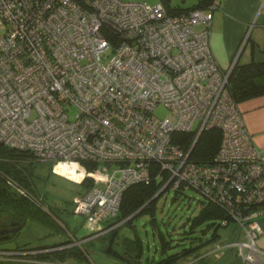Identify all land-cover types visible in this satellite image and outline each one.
Here are the masks:
<instances>
[{"label":"built area","instance_id":"1","mask_svg":"<svg viewBox=\"0 0 264 264\" xmlns=\"http://www.w3.org/2000/svg\"><path fill=\"white\" fill-rule=\"evenodd\" d=\"M218 7L171 14L135 0H0V143L85 182L73 198L84 235L106 230L130 185L156 179L222 207L243 233L228 246L254 260L264 153L228 87L234 60L224 67L211 51ZM195 123L196 135L221 131L209 163L190 159L176 138ZM60 248H0V264H66L47 256Z\"/></svg>","mask_w":264,"mask_h":264},{"label":"trees","instance_id":"2","mask_svg":"<svg viewBox=\"0 0 264 264\" xmlns=\"http://www.w3.org/2000/svg\"><path fill=\"white\" fill-rule=\"evenodd\" d=\"M161 2L169 13L178 14L202 6L208 3L209 0H201V3L190 8L172 5L169 0H161ZM228 87L232 97L238 104L243 100L263 95L264 62H257L253 60V58H250L247 62H239L236 60L228 76ZM195 135L196 131L190 133L180 132L176 134V138L180 144L183 145V148L187 150L191 146ZM220 141L221 131L218 128L204 129L190 154V159L195 162L209 163L216 155L220 146ZM33 161L34 159L29 152L16 150L0 143V176L3 178L11 177L16 183L28 190L30 189L32 180L26 167L22 165L23 163L31 164ZM163 184L164 182L162 181L152 179L149 183L132 184L123 192L117 216L108 223H105L106 229L109 230H107V234L105 235L108 239V247L106 248L107 254L110 256L112 255L114 259L124 264H179L180 261L188 257H193V260H197L199 264H214L211 260H208V254L206 252L201 253V250L203 247L216 240H222V237H225L226 241L223 240V242L227 247L222 253L219 261L222 259L224 260V264H230L237 256L236 249L232 246H228L230 242H233L230 240V232L235 229V223L222 207L203 198L198 200L200 204L198 213L191 219H188L189 229L177 233L179 235L182 233L183 236L181 238H176V240L186 239L188 238L187 234L196 230H201V234L205 236L203 237L200 235V237H193L194 239L190 238L189 245L180 249L175 248L180 245L179 242L174 243L175 239L171 238V234L165 233L158 227L156 218V202L161 195L167 192V189H165V191L163 189L158 196L150 200L161 190ZM180 193L181 192L178 191L175 192V194ZM175 194L173 198L177 197ZM17 197L18 198H8L3 196L1 198L4 203L6 202L4 206L12 210V213L18 215L24 222L27 219H36L41 222L47 221L45 219L47 215L42 213L39 207H36L30 200L20 195ZM260 206H264V202H262ZM133 213L135 214L133 215ZM144 214L149 217L153 228H156L154 237L159 242V249L158 251L156 250V254L154 253V255L149 256L145 255L144 242L139 236L134 224V220ZM131 215L133 216L131 217ZM222 220H227V223L222 225ZM119 228L121 230L127 229L132 234H120L118 230H116ZM225 228H227V230H225ZM52 246H57V244H53ZM72 248L73 250L65 249L60 253H56L55 251L47 256L49 259H52L53 256L62 259L69 250L73 251L72 254H80L81 257L84 256L80 252L81 250L77 253L74 250L75 247ZM231 249L233 250L232 255L228 257V251H231ZM61 253L64 254L61 256ZM156 255L158 258H156ZM225 259L228 260L225 261ZM219 261L216 262L223 264Z\"/></svg>","mask_w":264,"mask_h":264},{"label":"rangeland","instance_id":"3","mask_svg":"<svg viewBox=\"0 0 264 264\" xmlns=\"http://www.w3.org/2000/svg\"><path fill=\"white\" fill-rule=\"evenodd\" d=\"M135 1H145L149 4L162 3L161 0ZM189 1L190 0H169L172 5L174 4L180 6H185V4H188ZM199 28V26H196V29ZM154 114L157 117L163 119L168 116L169 111L164 106L159 105L155 109ZM196 129L197 123L194 124V130L196 131ZM22 166L26 167V170L29 172L32 180V187L29 190L22 187L28 194V197L22 194H18V191H15L14 187H12L11 185V187L9 186L10 190H14L17 196L20 195L21 197L30 200L36 207H39L42 213L47 215L45 216V219L47 221L44 222L46 224L40 223V221H37L36 219H29L26 223L23 222V224L25 225H23V227L17 232V234H15L13 238L11 236L9 237L12 239L0 242V248L30 246L29 244L37 242V238L43 233H45L47 239H49L47 236V234L49 233L51 234V236L58 235L59 238H66V241L57 244L61 248L58 249L56 253H60L65 249L73 250L72 247H75L74 250L77 253H79V251L81 250L80 252L82 253V255H84L83 257H81L80 254H72L73 251L69 250L67 251L68 253H66V255L62 257V259L57 256H53L51 260L53 262H59V260L61 259L60 261L66 264H124L114 259L112 255H108L106 252V248L108 247V239L105 235L107 234L106 232L108 229L103 232H91L84 235V233L88 231V226H86L85 224L83 226L80 225L82 224V222H84L85 217L82 214H75L73 211V198L75 196L82 195L87 190L86 187L82 185V182L76 181L69 175L58 173V171L52 168V163L49 161H39L34 159L31 164L23 163ZM4 179L5 182L6 179H8L10 182L18 184L11 177H4ZM174 194L175 192L173 190H169L158 198L156 202V218L158 227L165 233H170L171 238L175 239L174 243L179 242L180 244L175 248L180 249L184 246L189 245L190 238L200 237V235L203 237L205 236L201 234V230H196L187 234L188 238L183 240H176V238H181L183 236L182 233L180 235L177 233L189 229L188 219H191L198 213L200 207L198 200L202 197L193 189H187L180 194H175L177 196L176 198H173ZM41 205H43V207L45 208H42ZM50 213H52V216L50 215ZM256 223L258 228L256 232H258L259 225L257 221ZM134 224L139 236L144 242L145 255H154L156 250L158 251L159 249V242L154 237L156 228H153V226L151 225L149 217L144 214L136 218L134 220ZM76 226L79 227L78 232L80 234V238L73 232L75 231L73 228ZM116 230H118V233L120 234H132L127 229L121 230L119 228ZM225 230H227V228H225ZM67 231L71 233V236H68ZM230 236V240L235 241L242 238L243 233L236 225L235 229L230 232ZM6 239H8L7 236L2 238V240ZM225 239V237H222V240H216L215 242L203 247L201 253L206 252L209 257L208 260H211L214 264H216L219 261L225 248L227 247V245L223 242V240L226 241ZM70 240H72V242H70ZM74 241L77 244H73ZM245 251L246 250L244 249V252ZM232 252V249L231 251H228V257L232 255ZM64 253H61L60 255L62 256V254ZM156 258H158L157 255ZM227 260L225 259V261ZM223 261L224 260L221 259L219 262L224 264ZM179 264L199 263L197 262V260L194 261L193 257H188L187 259L180 261Z\"/></svg>","mask_w":264,"mask_h":264},{"label":"crops","instance_id":"4","mask_svg":"<svg viewBox=\"0 0 264 264\" xmlns=\"http://www.w3.org/2000/svg\"><path fill=\"white\" fill-rule=\"evenodd\" d=\"M200 1L190 0L183 7L196 6ZM247 33L248 41L237 60L247 62L253 58L257 62H264V0H219V7L213 12L210 47L220 65H230ZM238 106L252 142L264 153V94L243 100ZM255 220L259 230L254 241V260L250 261L237 255L230 264H264V210L257 214ZM40 223L46 224L41 221ZM83 225L84 222L80 226ZM73 229L74 234L80 238L79 227ZM47 236L49 239L43 233L37 238V242L22 247L52 246L66 241V238H59L58 235L51 236L48 233Z\"/></svg>","mask_w":264,"mask_h":264},{"label":"flooded vegetation","instance_id":"5","mask_svg":"<svg viewBox=\"0 0 264 264\" xmlns=\"http://www.w3.org/2000/svg\"><path fill=\"white\" fill-rule=\"evenodd\" d=\"M7 182V181H6ZM5 182V179L0 176V196L3 197H8V198H18L17 195L15 194L14 190L11 191L9 185ZM0 197V230H5L6 232L0 234V242L1 241H8L9 237L17 234V232L23 227V220H21L18 215H15L12 213V210H9L6 206V202L2 200ZM52 216V213H50ZM13 222L21 223V228L16 231L15 233H11L10 231L15 228V224H12ZM5 236L8 237L6 240H2ZM10 238V239H12Z\"/></svg>","mask_w":264,"mask_h":264},{"label":"water","instance_id":"6","mask_svg":"<svg viewBox=\"0 0 264 264\" xmlns=\"http://www.w3.org/2000/svg\"><path fill=\"white\" fill-rule=\"evenodd\" d=\"M247 41H248V33L246 34V36L244 37V39L242 40V42H241V44H240V47H239L238 52H237V55H236V57H235V59H234V61H233V65H234V63L236 62V60L238 59V57H239L240 53L242 52L244 46L246 45ZM232 68H233V66H232ZM200 134H201V131L197 133V135H196V137H195V139H194V141H193V143H192V145H191L190 151H191V150L193 149V147L195 146V144H196V142H197V140H198ZM161 191H162V190H159V191H158V192H157V193H156V194H155L150 200H153L156 196H158L159 193H160ZM136 212H137V211H136ZM136 212H135V213H136ZM135 213H133V215H134ZM133 215H131V217H132ZM129 218H130V217H129ZM12 224H15V228L12 229V230L10 231L11 233H15L16 231H18V230L21 228V223L13 222ZM4 232H6V231H5V230H0V234H2V233H4Z\"/></svg>","mask_w":264,"mask_h":264}]
</instances>
